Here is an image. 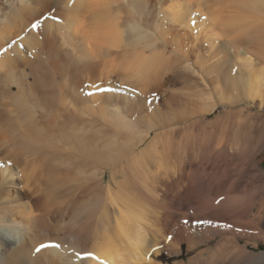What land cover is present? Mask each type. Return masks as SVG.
I'll return each instance as SVG.
<instances>
[{
    "label": "bare ground",
    "instance_id": "6f19581e",
    "mask_svg": "<svg viewBox=\"0 0 264 264\" xmlns=\"http://www.w3.org/2000/svg\"><path fill=\"white\" fill-rule=\"evenodd\" d=\"M225 1L230 4L224 6L225 10L240 16L248 15L243 18L246 20L243 24L248 23L254 30L264 34V0ZM59 2L61 0H0V264H44L47 253L57 256L59 264H166L163 254L180 259L184 255L182 245H186L187 259L175 264H264V253L249 251V246L258 248L264 242V168L261 167L263 160L258 163L254 161L264 153V66L256 70L252 57L233 47L237 61L242 64L240 71L244 76L234 78L232 87L241 89L242 94L226 99L228 108L213 120H208L206 115L212 113L217 104L201 109L196 100H190L179 103L176 108L168 106L166 112L163 107L161 111L158 108L153 112L152 122H147L146 129L139 130L137 137L125 132L123 124L119 128V125L115 126L109 121L100 130L93 124L95 128L91 125V129L81 130L82 133L79 131L82 135L78 132L76 137L89 134L87 149L80 148L82 144H76L77 149L70 155L58 157L56 151L58 155L49 158L43 154L40 128L26 124L28 136L24 128L19 129L22 133L18 131L19 126L17 130L11 127L12 130L2 122H5V117L6 120L16 118L18 122L30 121V113L24 107L27 106L24 99L27 88L23 78L27 75L24 73L23 76L21 72L23 78L18 76L16 80L11 79L21 62L28 69L30 67L29 71L38 78L35 79L36 90H45L49 83L52 86L56 84L52 69L58 74V59L55 58V55L58 56L55 54L58 53V40L53 34L48 39L44 38L43 27L47 28L51 17H62L63 12L70 9L71 5L66 10L60 9ZM109 4V0H97L95 5L99 6V12L97 8L94 10L92 3L90 16L93 18L87 14L92 21L99 17L98 22L91 24L96 32L100 31V36L98 33L96 36L102 37L103 41L106 30L112 29L114 34L115 30L120 32L127 27L101 20L109 14ZM249 16L253 17V21H248ZM33 23H39L40 27L33 29ZM98 37V42H101ZM46 44L54 52L52 59L46 55V58L50 56L48 62L52 68L47 67V59L40 54ZM24 46H28L35 56L30 64V59H25L20 53ZM260 52V57L264 56V51L262 54ZM13 85L18 88L16 93L22 96V100L19 99L21 101L13 93ZM130 94L127 91L121 95L122 101H130ZM6 100L10 103L4 102ZM171 102L175 103L176 100ZM249 102L254 104L257 112L253 111L254 107ZM118 109L119 105L110 108V118H125V115L116 113ZM4 125L10 132L6 129L3 131ZM14 136L18 141H13L15 138L10 140ZM62 141L68 142L65 138ZM16 146L37 155L41 171L47 168L46 173L48 176L51 173L50 177H55L53 175L58 172V167L66 171L72 167L78 175L92 174L96 178V185L91 189L92 195L89 194L91 196L81 202H72L74 208L69 222L65 223L64 238L57 239L53 235L47 239L52 248L50 252H43L41 246L44 242L30 243L31 232L45 230L48 223L43 217L32 215L28 203H23L22 191H18L15 181L20 176L14 172V168L18 171L23 157ZM171 165L172 170L169 169ZM184 167L189 173L184 171ZM35 168L37 170L38 167ZM251 172L261 177V183L257 188L248 190L250 184L247 179L249 174L253 175ZM47 175H44L45 181ZM196 186L206 189L205 195L200 194L204 196L201 197L200 208L199 205L195 208L192 203ZM10 189H15L17 196H11ZM6 190H9L8 194ZM217 200L221 202L216 203ZM224 203L230 204L227 209L229 212L227 207L222 206ZM255 208L257 212L254 214ZM225 210L233 214L234 218L229 217L231 220H228L226 217L227 221H224L221 215L228 213L223 212V215L221 212ZM198 220L209 222L197 226ZM77 222L81 225V228L78 226L80 232L73 227ZM56 242L62 247L56 249L51 246ZM77 252L91 255L89 258L78 257Z\"/></svg>",
    "mask_w": 264,
    "mask_h": 264
},
{
    "label": "rangeland",
    "instance_id": "374dc122",
    "mask_svg": "<svg viewBox=\"0 0 264 264\" xmlns=\"http://www.w3.org/2000/svg\"><path fill=\"white\" fill-rule=\"evenodd\" d=\"M64 1L61 0L58 7L66 10L68 9L67 6L71 5L70 9L63 12L64 16L62 15V17H51L52 21L49 19L50 22L47 28L43 27L44 38L48 39L53 34L58 40V53H55L58 55H55V58L57 57L58 59V74H55V71L52 69V75L56 76L55 78L53 77L56 79V86L53 84L54 87L49 83L45 90L44 86L41 87L44 93L48 92L45 93L46 95H44L42 89L41 91H39V88L36 90L34 87L36 83L35 79L38 78L36 75L33 76L34 73H31V70L29 71L30 67L28 69V66L26 64L23 66L24 64L21 62V65L19 64L14 70L17 74L14 73L15 76L13 75L10 78L16 80V78H23L25 74L27 75V77L25 76L26 79L23 78L27 84L26 86L23 81L25 88H27L25 93L26 98L23 97L27 101H25L27 106L24 107L30 113V121L18 122L16 118H8L7 123L5 117V122H2L8 124L9 129L13 128L17 130V126H19L18 131H20L19 129L22 127L24 128V132L27 131L25 129L26 124L31 127L40 128L44 143L43 154L49 158L58 154V157L70 155L72 151L77 149L76 144H82L83 146L81 147L77 146L87 149L89 147L87 145H89L88 140L90 136L88 133L86 135L83 134L84 136H80V134L82 133L81 130L88 131L93 124L100 130L111 121L115 126L119 125L117 126L119 128L124 125L122 129L125 132L137 137L140 133L138 131L145 130L147 122H152L153 112L158 108H160L158 109L160 111L164 108L163 111L166 112L168 106L176 108L179 103L190 100H196L200 105L198 107H201V109H207L210 105L217 104L215 110L206 115L208 120H213V118L221 115L228 108L225 103L226 99L235 98L239 94H242L240 93L241 89L232 87L235 83L234 78L240 79L244 76L240 71L242 70V64L240 61H237L238 59L232 50L233 47L239 48L241 53L252 57L256 70L264 66V56L260 57L261 55L258 54L259 51H264V34L254 30L248 23L243 24L246 21L243 18L248 15L240 16L238 14V16L236 12L232 13L228 12V9L225 10L224 6H230L225 0H109V14L105 15L103 13L105 16L101 20L110 21V23L113 21L118 24L127 25V27L121 29L120 32L119 30H115L114 34V30H106L104 41L107 40V43L102 40V37H98L100 36V31L96 32L94 26L91 24L99 20V17L94 16L96 20L93 19L92 21L93 17L90 16L93 6L94 10L97 8L96 11L99 12V6L95 5L97 0ZM72 5H74L73 9ZM223 8L225 11H223ZM120 12L122 13L120 14ZM249 17H246L249 18L247 20L253 21V17ZM74 18L75 20L72 21ZM73 22L74 24H72ZM46 29L49 30L46 31ZM97 33L99 34L98 36H96ZM97 37L98 39L101 38L99 41L102 40L103 42H98ZM24 47L20 50V53L24 55L25 59H30L28 60L30 64V61L35 56L31 54V49L28 46ZM42 49L43 52H41L44 55H42L40 50L39 52L43 58L47 59L45 61L48 62L50 58H53L54 52H51L47 44ZM49 53H52V55ZM46 55H50L51 57L48 56L46 58ZM47 64V67H49L50 63L48 62ZM21 72L25 74L22 76L20 75L22 74ZM14 85L12 88L13 93L17 94L18 100H22V96L19 97L18 93H16L18 92V88ZM97 85L102 88L120 86L125 91L120 94L98 93L90 96L86 95L89 92L96 93L97 88L95 86ZM49 86H52V91H50L52 88ZM127 91L131 93L132 97L130 101L124 102L121 95L123 96ZM173 100H176V102L172 103L171 101ZM4 102L8 103L9 100ZM25 103L23 100V104ZM113 105L120 106V109L116 113L125 115L126 120L125 118L121 119L120 116L110 118V108ZM249 105L254 107V112H257L254 104L249 102ZM125 121L127 122L124 123ZM7 126L3 128V131L4 129L7 130ZM67 126L68 128H66ZM78 132L80 133V137L76 138L78 137ZM14 138L15 140H13ZM16 138L14 136L10 140L12 139L16 142ZM56 138L59 140H56ZM64 138L68 142H63ZM30 140L32 142L31 138ZM218 143L223 144L222 142ZM16 148L22 153L23 157L21 164L18 166V171L14 168V172L20 176L19 180H16L15 183L19 189L18 191H22L23 203H28L27 206L30 207L29 210L34 217H43L48 223L45 230L39 229L31 232L30 237L32 240L30 243L44 242L42 244L44 245L42 247L43 252H50L52 248L47 239L53 235L57 239L64 238L63 236L66 234L65 223L69 222L70 213L74 208L72 202L74 200L81 202L83 199L85 200V197L86 199L90 197L92 195L91 189L96 185V178L92 174L83 176L80 174V176L72 167L68 168V171L71 169L69 172L66 169L58 167V172L53 175L55 177H50L52 175L51 173H49L50 176L47 175L48 172L45 166V169L43 168L44 171H41L42 166L39 167L40 163L37 155L23 149L20 150L19 146H16ZM56 151L58 154H56ZM46 157L43 158L46 159ZM260 160H263L261 167L264 168V153L254 159L257 163ZM172 166L169 169L172 170ZM35 167H38L40 172ZM35 170L38 173L34 172ZM184 171L189 173L186 167H184ZM42 173L47 175L46 181L43 179L46 176L41 175ZM251 173L253 175L249 174V179H247V183L251 185H249L250 188L247 186L248 190L257 188L261 183V177L257 176L254 172ZM23 174L26 175L21 176ZM50 178L54 181H51ZM247 183L246 185H248ZM10 190L12 191V189ZM14 190L11 192V196L13 197L17 196ZM194 190L193 194L195 198L192 195L194 199L192 203L195 208L198 205V208H200L202 205L201 197L204 198L203 195H205L206 189L196 186ZM8 191L6 190V194L9 193ZM35 192H38V194L34 195ZM102 194L104 195V193ZM198 197L200 200H198ZM229 205L228 203L222 204L225 208L227 207L226 210ZM226 210L222 211L221 214L224 215V213L229 212ZM256 212L257 208H255L254 214ZM226 215H221V218H225V220L222 218L224 221L234 216L229 213ZM77 223L73 227L80 232L81 225L80 223L77 225ZM53 228L56 231L53 232ZM243 243L244 241H242ZM182 251L184 255L180 259L177 257L170 258L166 253L163 254L162 258L166 264L185 261L187 259L185 256L186 245H182ZM249 251L264 253V242L262 241L258 248L249 246ZM45 255L47 258H45L44 264H59L57 256L48 253Z\"/></svg>",
    "mask_w": 264,
    "mask_h": 264
},
{
    "label": "snow or ice",
    "instance_id": "6c2138e0",
    "mask_svg": "<svg viewBox=\"0 0 264 264\" xmlns=\"http://www.w3.org/2000/svg\"><path fill=\"white\" fill-rule=\"evenodd\" d=\"M40 25L39 23H33L32 24V28L35 29V28H39ZM97 88V92L96 93H93V92H89V93H86V95H95V94H103V93H113V94H120L122 92L125 91V89L121 88L120 86H117L115 88L113 87H107V88H102L100 86H95ZM134 92V90H133ZM135 94V93H134ZM151 103V102H149ZM2 167V166H0ZM221 201L217 200L216 203H220ZM209 221H205V220H198L196 221V224L197 226H199L200 224L202 223H208ZM185 223H188V221H185ZM169 239L171 240V237H169ZM52 247L56 248V249H59L60 247H62V245L60 244H53L51 245ZM41 247H44V245H42ZM76 255L79 257V256H83V258H89L90 257V253H87V252H84V253H80V252H77Z\"/></svg>",
    "mask_w": 264,
    "mask_h": 264
}]
</instances>
